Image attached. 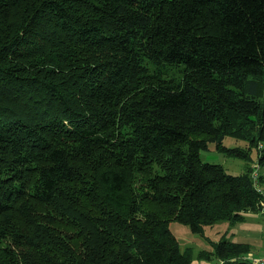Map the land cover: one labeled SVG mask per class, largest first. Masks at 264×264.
I'll return each mask as SVG.
<instances>
[{"label":"trees","instance_id":"trees-1","mask_svg":"<svg viewBox=\"0 0 264 264\" xmlns=\"http://www.w3.org/2000/svg\"><path fill=\"white\" fill-rule=\"evenodd\" d=\"M209 144L264 167V0H0V264H253L264 178Z\"/></svg>","mask_w":264,"mask_h":264},{"label":"rangeland","instance_id":"rangeland-1","mask_svg":"<svg viewBox=\"0 0 264 264\" xmlns=\"http://www.w3.org/2000/svg\"><path fill=\"white\" fill-rule=\"evenodd\" d=\"M175 71L176 69H173V71L170 72V75L174 74ZM223 145L227 148H245L247 142L244 140H236L231 137H225ZM199 155L202 162L221 165L227 174L233 176L241 175L245 171L246 166L250 163V161H246L243 158L226 156L217 152L214 144H209L208 148L206 150H201ZM250 155L252 160L256 158V150L254 148ZM259 173L264 178V167L260 168ZM259 221L264 225V216H259ZM223 224V222H217L212 226L205 227L202 234H195L191 232L187 225L171 221L169 223V230L177 239L181 251L190 248L192 254L196 255V253L201 250H210V244L212 242H217L220 239V230ZM252 243L253 258L264 257V240L253 239Z\"/></svg>","mask_w":264,"mask_h":264},{"label":"crops","instance_id":"crops-1","mask_svg":"<svg viewBox=\"0 0 264 264\" xmlns=\"http://www.w3.org/2000/svg\"><path fill=\"white\" fill-rule=\"evenodd\" d=\"M245 221L241 224H238L228 230L225 238L230 240L233 243L243 242L250 245L252 254L253 249V239H262L264 240V225L259 221V216H262L260 213H245ZM224 223V222H223ZM227 224L224 223L221 227V235L226 231ZM193 264H197L196 261ZM199 264H208L205 262H200Z\"/></svg>","mask_w":264,"mask_h":264},{"label":"built area","instance_id":"built-area-1","mask_svg":"<svg viewBox=\"0 0 264 264\" xmlns=\"http://www.w3.org/2000/svg\"><path fill=\"white\" fill-rule=\"evenodd\" d=\"M260 147L261 145H259V148ZM250 168H251L250 176H251V179L253 180V186L257 191L261 192L260 187L258 186V180L260 176V173H259L260 167L256 159L250 164ZM260 208H261L260 214L264 216V203H260ZM253 257L254 256L249 253L244 258L246 260H249L253 264H264V257H261V258H253Z\"/></svg>","mask_w":264,"mask_h":264},{"label":"clouds","instance_id":"clouds-1","mask_svg":"<svg viewBox=\"0 0 264 264\" xmlns=\"http://www.w3.org/2000/svg\"><path fill=\"white\" fill-rule=\"evenodd\" d=\"M255 159H256V158H255ZM255 159H254V160H255ZM254 160H253V161H254ZM253 161H252V162H253ZM252 162H251V163H252ZM251 163H250V164H251ZM260 168H261V167H260ZM248 254H249V253H248Z\"/></svg>","mask_w":264,"mask_h":264}]
</instances>
